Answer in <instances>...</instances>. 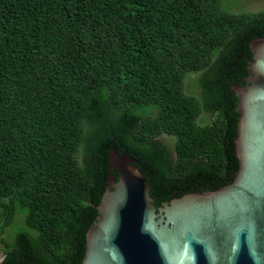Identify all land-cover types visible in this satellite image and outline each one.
<instances>
[{
    "label": "trees",
    "instance_id": "obj_1",
    "mask_svg": "<svg viewBox=\"0 0 264 264\" xmlns=\"http://www.w3.org/2000/svg\"><path fill=\"white\" fill-rule=\"evenodd\" d=\"M248 1L264 2L0 0L5 264L82 263L112 146L135 159L156 206L234 180L232 83L264 37V10Z\"/></svg>",
    "mask_w": 264,
    "mask_h": 264
},
{
    "label": "water",
    "instance_id": "obj_2",
    "mask_svg": "<svg viewBox=\"0 0 264 264\" xmlns=\"http://www.w3.org/2000/svg\"><path fill=\"white\" fill-rule=\"evenodd\" d=\"M250 49L245 84L232 83L239 98L234 180L156 206L135 159L112 146L81 264H264V37Z\"/></svg>",
    "mask_w": 264,
    "mask_h": 264
},
{
    "label": "flooded vegetation",
    "instance_id": "obj_3",
    "mask_svg": "<svg viewBox=\"0 0 264 264\" xmlns=\"http://www.w3.org/2000/svg\"><path fill=\"white\" fill-rule=\"evenodd\" d=\"M193 76L195 77V75H193ZM246 76H248V75H246ZM241 82H242V81H241ZM243 84H245V83H243V82L240 83V85H243ZM234 92H235V91H234ZM212 118H213V115H212L211 113H209V112H203V113L200 115L199 120H201V122H203V123H206V122L210 121ZM161 140H162L163 142H165L166 145L169 146L171 152L173 153V155H175V152H174V146L171 144L170 137L167 136V135H164V136L161 137ZM38 261H39L38 259L35 260V261H34V264H37Z\"/></svg>",
    "mask_w": 264,
    "mask_h": 264
},
{
    "label": "rangeland",
    "instance_id": "obj_4",
    "mask_svg": "<svg viewBox=\"0 0 264 264\" xmlns=\"http://www.w3.org/2000/svg\"><path fill=\"white\" fill-rule=\"evenodd\" d=\"M264 6L263 1H248V4H243L242 9L243 10H253V11H258L261 7ZM201 122V120H199ZM203 123V122H201ZM174 143V142H173Z\"/></svg>",
    "mask_w": 264,
    "mask_h": 264
}]
</instances>
